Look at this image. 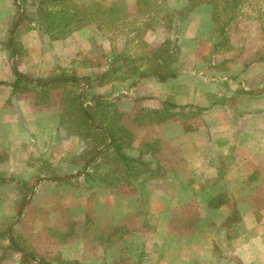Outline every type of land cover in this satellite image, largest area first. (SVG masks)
Listing matches in <instances>:
<instances>
[{
    "label": "rangeland",
    "instance_id": "374dc122",
    "mask_svg": "<svg viewBox=\"0 0 264 264\" xmlns=\"http://www.w3.org/2000/svg\"><path fill=\"white\" fill-rule=\"evenodd\" d=\"M28 1L31 6L36 0ZM75 1L81 6L91 0ZM14 2L18 21L24 8L21 0ZM136 3L127 1L130 19L121 29L74 23L65 39L52 40L36 22L20 20L15 34L23 53L17 67L35 79L63 70L78 76L105 72L126 48V33L141 26L140 16L134 21ZM190 6L191 0H166L161 14L177 13L176 25H156L144 35L153 44L178 38L182 71L176 79H145L135 91L119 70L93 88L110 97L128 93L116 102L122 122L135 134L128 152L137 156L143 144L158 139L155 158L166 173L161 178L129 183L125 165L112 151L85 165L79 154L90 139L64 123L63 88H52L50 101L41 105L35 100L42 89L26 92L40 112L12 122L14 102L11 95L6 100L9 89L0 87V177H11L0 179V264H21L20 253L4 250L13 231L50 262L61 250L63 258L80 264H242L230 242L254 238L262 249L251 264H264V0H245L236 9L230 38L219 46V28L234 11ZM138 45H132L134 53L156 48ZM137 96L143 99L135 101ZM164 100L193 106L175 108L174 117L155 124L145 114L135 119L140 107L160 108ZM86 170L92 178H85ZM13 176L33 184L22 205L24 191ZM218 195L226 204L213 208L209 202ZM235 208L241 220L227 224ZM88 217L91 226H120L124 233L93 242L85 236ZM72 225L66 241L48 234V228ZM247 246L239 251L247 252Z\"/></svg>",
    "mask_w": 264,
    "mask_h": 264
},
{
    "label": "trees",
    "instance_id": "16d2710c",
    "mask_svg": "<svg viewBox=\"0 0 264 264\" xmlns=\"http://www.w3.org/2000/svg\"><path fill=\"white\" fill-rule=\"evenodd\" d=\"M108 0H91L79 6L75 0H36L31 1L29 6L28 0H21V5L24 8V13L21 18L22 22H36L44 31L49 34L52 40L65 39L72 32L74 23L82 25L98 24L112 30L121 29L124 27L125 21L130 19L128 0H110L108 5L102 3ZM136 13L134 21L137 17L141 18V26H137V32H127L126 45L122 51L118 52L117 56L112 60V64L108 70L97 75L78 76L76 73L68 74L62 71L58 74L49 76L48 78L35 79L31 75L17 70L16 79L11 83L12 93L18 95L40 88L41 93L37 95L36 104L47 103L50 101V90L52 88H63L62 106L64 123L68 124L74 134L84 132V137L90 139L88 145L79 154L85 165L95 163L99 157L109 151H112L125 165L127 181L132 184H140L143 180L161 178L165 176L163 166L160 160H156V153L159 151L160 145L158 139L143 144L139 155L134 156L128 152V149L133 148L135 134L123 122V112L118 110L117 103L124 97H128V93L118 94V96H108L102 93H96L94 87L96 82L102 84L108 82L113 73L123 70L126 74L124 79H131V84L136 91L140 81L145 79H156L158 82L165 83L176 79L182 71L179 55L180 46L178 38H167L163 43H150L145 39V33L148 30L155 29L156 25H162L171 28L176 25L175 16L177 13H170L167 16L161 14L162 5L166 0H136ZM245 0H191V8L203 4H211L214 7V12H227V9H232L234 12L229 16L226 24H221L220 30L223 35V40L218 44L224 45L230 38L229 26L235 18L236 9ZM224 3L222 8L221 4ZM33 9V10H31ZM184 10V9H183ZM186 11L190 8H185ZM180 15L182 11L179 12ZM18 15H21V9L18 8ZM18 18V17H17ZM131 22V21H130ZM127 24V22H126ZM125 24V26H126ZM130 24V23H128ZM120 27V28H119ZM122 27V29H123ZM141 28L143 30L141 31ZM124 33V30H122ZM12 33V29H11ZM122 33V34H123ZM121 34V35H122ZM138 46L147 48L155 45V50L151 54L146 52L134 53L135 42ZM11 43V52L17 56L19 61L23 51L21 43L15 39ZM217 46V47H218ZM13 49V50H12ZM35 82L39 83L36 84ZM41 83V85H40ZM43 83V84H42ZM41 94V95H40ZM143 97H135V101L142 100ZM85 100V101H84ZM83 101L85 107H83ZM117 102V103H116ZM163 106L156 109L139 108V112L135 116L138 119L141 114L150 117L149 123L166 121L176 114L173 112L175 108H186L193 106L192 104L181 105L169 100L162 101ZM201 108V107H199ZM104 150V151H103ZM148 156H152L149 159ZM163 170V171H162ZM92 172L84 171L85 178H92ZM5 181L11 180V177L2 178ZM18 180L20 187L24 191L22 203L27 201L29 193L33 189V184L27 180L12 177ZM69 181V180H67ZM109 185H113L112 183ZM226 198L223 195H218L211 198L209 202L213 208H222L226 204ZM241 220V216L237 208L228 216L226 223H235ZM93 221L88 217L85 227V236L87 239L95 242L97 240H108L118 234H123L124 230L120 226H111L103 228L91 226ZM73 227L68 230H58L48 228L49 236L53 238H62L64 241L73 234ZM126 231V230H125ZM7 234V231L2 232ZM4 250L10 251L11 254L18 252L21 254V264H34L37 259L44 264H80L79 260H70L62 257L61 250L57 252L53 261H48L47 258L41 256L32 246L28 245L26 239L13 231L10 237V243L4 246ZM108 264V263H104Z\"/></svg>",
    "mask_w": 264,
    "mask_h": 264
},
{
    "label": "crops",
    "instance_id": "0c3cea01",
    "mask_svg": "<svg viewBox=\"0 0 264 264\" xmlns=\"http://www.w3.org/2000/svg\"><path fill=\"white\" fill-rule=\"evenodd\" d=\"M16 17V7L14 0H0V87H3V89H9V96L6 97V100L10 98L11 95V101H13V109L11 110V121L14 122L17 117L22 118H28L30 112H34L35 114H39L40 108L37 107L36 104L33 101V99L29 98L30 94H19L15 95L12 93V86L11 83L15 81L16 79V71L19 70L17 67V56L14 55L11 52V47H9V43H11V46L13 48L12 41L15 39V33H16V26L17 22L21 20L19 17V21L15 20ZM12 29V33H11ZM9 38L8 45L6 47L5 40ZM13 50V49H12ZM12 59V63L10 62ZM11 63V64H10ZM23 72V71H21ZM6 100L4 102H6ZM36 105V106H35ZM223 130V129H222ZM213 132L215 133L216 130L214 129ZM216 135V134H215ZM217 136V135H216ZM214 140V139H213ZM232 148V147H230ZM237 150H240V148H237ZM210 164L213 165L209 161ZM208 164V162L206 163ZM232 166H236V164H231ZM214 167V166H213ZM230 243H233V247L238 249L237 251V259L242 264H251L252 263V257L254 256V252L259 249L261 250V245L258 241H256L254 238L251 239H245V240H232ZM245 245L247 246V252H241L239 251V247H243ZM258 245V246H257ZM251 248H253L252 252L250 254ZM250 254V256H248Z\"/></svg>",
    "mask_w": 264,
    "mask_h": 264
},
{
    "label": "water",
    "instance_id": "95a60500",
    "mask_svg": "<svg viewBox=\"0 0 264 264\" xmlns=\"http://www.w3.org/2000/svg\"><path fill=\"white\" fill-rule=\"evenodd\" d=\"M19 21V20H18Z\"/></svg>",
    "mask_w": 264,
    "mask_h": 264
}]
</instances>
